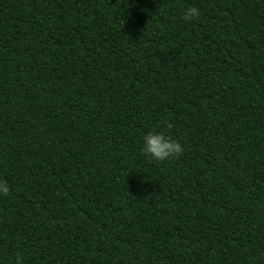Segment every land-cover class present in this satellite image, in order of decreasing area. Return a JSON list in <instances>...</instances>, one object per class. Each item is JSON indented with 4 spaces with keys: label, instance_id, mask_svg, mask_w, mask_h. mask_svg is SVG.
<instances>
[{
    "label": "trees",
    "instance_id": "obj_1",
    "mask_svg": "<svg viewBox=\"0 0 264 264\" xmlns=\"http://www.w3.org/2000/svg\"><path fill=\"white\" fill-rule=\"evenodd\" d=\"M0 180V264H264V0H0Z\"/></svg>",
    "mask_w": 264,
    "mask_h": 264
},
{
    "label": "clouds",
    "instance_id": "obj_2",
    "mask_svg": "<svg viewBox=\"0 0 264 264\" xmlns=\"http://www.w3.org/2000/svg\"><path fill=\"white\" fill-rule=\"evenodd\" d=\"M200 11L197 7L188 6L182 11L184 21L195 20L199 17ZM173 125L164 122V129L170 130ZM183 148L180 142L166 135L165 131H148L142 136L139 152L149 161L164 162L170 158L178 157L182 154ZM9 193L8 183L0 180V196H7ZM16 264H21L19 255L16 257Z\"/></svg>",
    "mask_w": 264,
    "mask_h": 264
}]
</instances>
